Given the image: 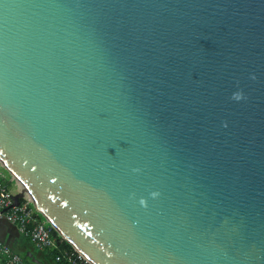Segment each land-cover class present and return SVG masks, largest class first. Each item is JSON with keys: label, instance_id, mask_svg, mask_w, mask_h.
<instances>
[{"label": "water", "instance_id": "obj_1", "mask_svg": "<svg viewBox=\"0 0 264 264\" xmlns=\"http://www.w3.org/2000/svg\"><path fill=\"white\" fill-rule=\"evenodd\" d=\"M0 166L90 264H264V0H0Z\"/></svg>", "mask_w": 264, "mask_h": 264}, {"label": "built area", "instance_id": "obj_2", "mask_svg": "<svg viewBox=\"0 0 264 264\" xmlns=\"http://www.w3.org/2000/svg\"><path fill=\"white\" fill-rule=\"evenodd\" d=\"M13 198L14 195L3 182V175L0 171V218L16 226L19 232L35 244L40 251L50 253L57 251L58 239L53 236L55 232L53 228L44 221L27 199H21L24 202L21 203L20 200V205L14 206ZM60 241L63 242V239ZM71 249L70 251L63 248L59 251L54 258L55 263L58 264L64 260L67 264H90L83 255ZM0 264H25V262L13 254L8 247L0 244Z\"/></svg>", "mask_w": 264, "mask_h": 264}, {"label": "crops", "instance_id": "obj_3", "mask_svg": "<svg viewBox=\"0 0 264 264\" xmlns=\"http://www.w3.org/2000/svg\"><path fill=\"white\" fill-rule=\"evenodd\" d=\"M0 171L3 175V182L7 188L12 194L17 195L20 192L18 184L3 169ZM12 184L15 188H12ZM0 244L8 247L11 252L19 256L25 264H29L25 260V258L29 260L28 255L32 256L37 262L35 264H57L49 256L50 252L40 251L35 244L19 232L16 226L9 224L4 218H0ZM31 264L34 263L31 262Z\"/></svg>", "mask_w": 264, "mask_h": 264}, {"label": "trees", "instance_id": "obj_4", "mask_svg": "<svg viewBox=\"0 0 264 264\" xmlns=\"http://www.w3.org/2000/svg\"><path fill=\"white\" fill-rule=\"evenodd\" d=\"M24 201H22L21 200V203H23ZM41 219V218H40ZM53 236L55 237V238H57L58 239V243H57V246H58V248H57V251H54V252H52V253H49V256L52 258V260L54 261V258H55V256L56 255H58V253H59V251H61L63 248H65V249H67V250H72L71 249V247L66 243V242H61L60 240V238L58 237V235H57V233L56 232H53ZM25 260L29 263V264H31V262L27 259V258H25ZM58 264H67V262L66 261H62V262H60V263H58Z\"/></svg>", "mask_w": 264, "mask_h": 264}, {"label": "rangeland", "instance_id": "obj_5", "mask_svg": "<svg viewBox=\"0 0 264 264\" xmlns=\"http://www.w3.org/2000/svg\"><path fill=\"white\" fill-rule=\"evenodd\" d=\"M19 186V185H18ZM12 188H15L14 185L12 184ZM20 188V187H19ZM14 195V194H13ZM15 196V195H14Z\"/></svg>", "mask_w": 264, "mask_h": 264}]
</instances>
